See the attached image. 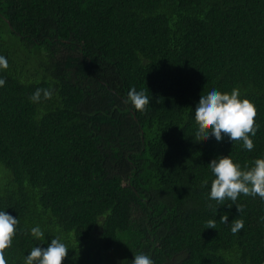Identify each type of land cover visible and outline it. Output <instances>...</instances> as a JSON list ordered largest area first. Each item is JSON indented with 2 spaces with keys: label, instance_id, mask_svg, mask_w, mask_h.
Returning a JSON list of instances; mask_svg holds the SVG:
<instances>
[{
  "label": "trees",
  "instance_id": "16d2710c",
  "mask_svg": "<svg viewBox=\"0 0 264 264\" xmlns=\"http://www.w3.org/2000/svg\"><path fill=\"white\" fill-rule=\"evenodd\" d=\"M0 55V209L19 220L7 264L56 236L62 264H264V199L217 205L208 167L264 157V0H0ZM211 87L255 105L251 151L195 134ZM38 88L53 95L33 102Z\"/></svg>",
  "mask_w": 264,
  "mask_h": 264
},
{
  "label": "clouds",
  "instance_id": "9594fccd",
  "mask_svg": "<svg viewBox=\"0 0 264 264\" xmlns=\"http://www.w3.org/2000/svg\"><path fill=\"white\" fill-rule=\"evenodd\" d=\"M7 67V58L0 55V69ZM4 84L5 80L0 78V86ZM42 93L45 99L53 95L52 90L38 88L30 99L39 102ZM125 102L130 103L136 110L143 111L150 103V98L143 90L137 91L133 87L129 90ZM256 115L255 105L247 98L241 99L238 88L232 89L231 92H221L215 87L203 89L195 103L194 118L198 122L195 134L203 139L215 137L218 142L227 136L232 142L242 141V146L251 151L254 148L251 137L255 136L258 128L255 122ZM208 167L214 175L209 199L215 200L217 205L223 204L226 199L235 202L241 193L259 195L264 199V157L256 158L251 166L242 168L230 155H220L212 159ZM237 208L239 212L242 211ZM222 219L228 221L227 216ZM18 224V217L0 209V264H7L4 250L12 244ZM208 224L209 228L215 229L214 221L210 220ZM243 226L242 220H236L231 231L236 233ZM30 231L37 239L44 237V232L39 226L31 228ZM68 250L67 244L61 237L56 236L47 247L39 245L33 247L24 257V264H62ZM131 264H154V260L152 256L140 253L134 255Z\"/></svg>",
  "mask_w": 264,
  "mask_h": 264
},
{
  "label": "rangeland",
  "instance_id": "374dc122",
  "mask_svg": "<svg viewBox=\"0 0 264 264\" xmlns=\"http://www.w3.org/2000/svg\"><path fill=\"white\" fill-rule=\"evenodd\" d=\"M3 174L7 175V174H9V171H8V169H7L6 167H4V166L0 163V178H1V176H2Z\"/></svg>",
  "mask_w": 264,
  "mask_h": 264
}]
</instances>
